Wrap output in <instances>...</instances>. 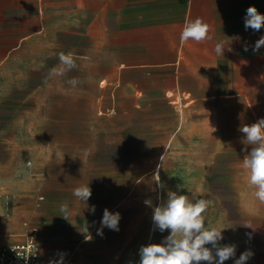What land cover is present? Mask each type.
Masks as SVG:
<instances>
[{"label":"crops","instance_id":"obj_1","mask_svg":"<svg viewBox=\"0 0 264 264\" xmlns=\"http://www.w3.org/2000/svg\"><path fill=\"white\" fill-rule=\"evenodd\" d=\"M55 3L61 7L63 0ZM47 6V0H0V59L11 48L29 50L31 42H46L48 35L63 33L60 7L58 22L51 24ZM249 6L264 14V0H70L69 26L78 30L79 10L85 8L87 37L103 44L92 57L102 58L103 67L118 73L128 69L154 77L158 155L168 153L174 137H160V123H189L190 114L208 109L220 122L224 114L230 122L250 125L264 118V46L253 50L264 27L245 29ZM197 17L210 25L213 39L181 43L185 21ZM95 27L103 30L95 33ZM219 41L231 49L223 56L214 52ZM73 102L69 110L32 116L20 136H13V148L19 144L15 140L22 139L25 161L5 166L8 206L6 223L0 225V246L21 241L33 231L41 264H139L141 246L161 243L170 234L153 226L158 203L149 190L153 180L146 174L128 180L125 164L110 162V123L125 121V116H112L109 109H101L104 101L94 98L86 104ZM175 171L167 167V181L180 185ZM85 184L92 191L87 207L72 194ZM149 199L153 207L145 204ZM62 204L68 205L67 219ZM105 208L120 213L119 231L103 227L99 235Z\"/></svg>","mask_w":264,"mask_h":264},{"label":"rangeland","instance_id":"obj_2","mask_svg":"<svg viewBox=\"0 0 264 264\" xmlns=\"http://www.w3.org/2000/svg\"><path fill=\"white\" fill-rule=\"evenodd\" d=\"M47 2V22L54 24L58 22L60 6L55 0ZM60 9L62 34L48 35L46 42H31L29 50L26 46L11 48L7 57L0 59L3 67L0 70V225L6 223L8 206L5 166L13 161H25L22 139H16L19 144L13 148V136H20L34 115L50 110L55 114L60 109L69 110L72 100L73 104H86L94 98L104 101L101 109H109L112 116H125V121L111 120L109 156L111 163L125 164L128 180L143 174L152 179L162 157L159 174L166 185L161 189L154 181L149 184V190L152 188L158 198L154 206L167 199L169 190L208 200L209 207L203 214L206 227L223 229L221 245H236L235 257L224 264H235L246 250L253 253L246 264H264V204L255 198V189L248 183L247 171L242 166V159L252 146L242 143L244 134L238 131L250 124L230 122L225 114L223 122L215 121L209 109L207 113L202 109L200 115L190 114L189 123L179 120L160 123V137H174L168 153L154 155V83H151L154 77L128 69L118 73L113 67H103L102 58L92 57L94 52L97 56L96 50L103 44L93 43L87 37L86 9L79 10L78 30L69 26L70 0H63ZM102 30L95 27V33ZM60 52L73 53L77 68L63 77H52L50 71L59 67ZM72 77L81 81L76 89H70L66 83ZM163 109L167 111L166 107ZM168 166L176 170L180 185L167 181ZM247 221L252 222L255 231L242 226Z\"/></svg>","mask_w":264,"mask_h":264},{"label":"clouds","instance_id":"obj_3","mask_svg":"<svg viewBox=\"0 0 264 264\" xmlns=\"http://www.w3.org/2000/svg\"><path fill=\"white\" fill-rule=\"evenodd\" d=\"M245 29L259 31L264 27V14L258 12L254 6L246 9L244 18ZM210 25L202 18L197 17L194 20H186L180 33L181 43L189 40L196 43H203L213 39ZM264 46V36H261L254 45V51H258ZM223 41L216 42L214 52L217 56H223L225 49ZM247 51V46H245ZM59 67H54L50 71L52 77H63L68 72L77 68L76 58L73 53L60 52L58 54ZM70 89H76L81 81L77 77H72L66 81ZM238 131L244 134L242 143L245 146L251 145V151L242 159V166L247 171L248 183L254 187V196L264 204V118H260L251 125H243ZM247 151V148H245ZM162 164V157H161ZM161 164L153 173V181L159 188H164L160 179L159 170ZM72 194L78 200L86 204L92 195L91 188L88 184L78 186L73 189ZM209 201L203 198L190 197L187 194H178L176 191L169 190L167 199L158 206L152 205V201L145 200V204L153 207L152 221L154 228L160 232L170 230L161 243H150L141 246L139 249V264H224V262L236 255V245L224 244L223 229L215 227L208 228L205 225V216L203 215L208 207ZM64 213L63 217L67 219L68 205L62 204L60 208ZM95 212V206L90 208ZM121 215L119 212H110L107 208L103 211L102 228L98 231L103 235V227L110 230L119 231V221ZM242 226L255 228L251 221L242 223ZM250 236V234H248ZM211 245V247H207ZM253 255L250 250L243 252L235 264H246V261ZM62 259V258H61Z\"/></svg>","mask_w":264,"mask_h":264},{"label":"built area","instance_id":"obj_4","mask_svg":"<svg viewBox=\"0 0 264 264\" xmlns=\"http://www.w3.org/2000/svg\"><path fill=\"white\" fill-rule=\"evenodd\" d=\"M38 252L37 235L29 231L23 240L0 246V264H41Z\"/></svg>","mask_w":264,"mask_h":264}]
</instances>
